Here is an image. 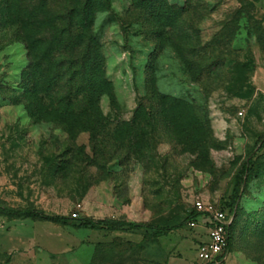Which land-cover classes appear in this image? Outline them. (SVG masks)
<instances>
[{"label":"rangeland","instance_id":"obj_1","mask_svg":"<svg viewBox=\"0 0 264 264\" xmlns=\"http://www.w3.org/2000/svg\"><path fill=\"white\" fill-rule=\"evenodd\" d=\"M82 1L16 0L31 50L0 0V204L188 238L195 199L227 207L253 156L221 264H264V0H94L91 44L70 25ZM89 94L107 122L84 130ZM146 242L0 211V264H133Z\"/></svg>","mask_w":264,"mask_h":264},{"label":"trees","instance_id":"obj_2","mask_svg":"<svg viewBox=\"0 0 264 264\" xmlns=\"http://www.w3.org/2000/svg\"><path fill=\"white\" fill-rule=\"evenodd\" d=\"M5 13L7 18L13 23V24H20L22 25L23 30H26V35H24L25 41L29 44V47L33 48L34 38L29 34L31 26L34 24L33 21L26 17L27 14L23 16H19L16 13V6L13 2V0H5ZM94 3V0H83L81 2L80 7H77L73 10V14H75V17H72L70 19V25L78 28V30L84 31V36L79 35V41H84L87 38L89 39V42L94 41V36L92 32L93 28V20H94V13L99 11V9L94 10L92 8V4ZM2 7L0 3V19L3 17L1 14ZM31 17H33L32 13H29ZM26 17V18H25ZM13 18V19H12ZM29 28V29H28ZM72 36V35H70ZM89 52L91 53V49L88 51L87 56L89 57ZM96 67L99 69V65L96 64ZM101 86L108 85V81L105 78H102ZM93 84V83H92ZM91 84V87L93 85ZM89 92L90 89H89ZM106 93V92H104ZM90 101L86 103L84 106V109L82 110L81 114L79 115V118L82 119V128H85L84 130H92L93 126H96L99 121L107 122V119L97 106V103L95 104L94 100L91 98V95L89 94V97H87ZM96 107V111L95 110ZM256 147L259 151L264 149V132L259 136L258 140L256 141ZM256 169V161H254V157L250 156L247 160H245L240 167L237 170V173L235 175V187L233 190V193L231 195L230 201L227 203V207H222L224 209H228L232 215H236L237 213V207L238 202L242 196V193L245 191L246 187L248 186V183L250 182L251 177L255 174ZM0 211L9 215H13L16 217H23V218H32V219H41V220H47V221H53L57 223H61L64 225H73L77 228H87V229H99V228H106L108 230H117L122 227H128L129 229L139 230L142 228H155L151 224L144 223V222H135V221H126L123 219H115V218H104V219H95L90 217H81L77 219V222H74L73 217L66 216V215H54V214H48L43 210L39 209H33V208H13L8 207L0 204ZM201 215V213L194 210L188 217L189 221H195L197 218ZM233 225L232 223L230 225V239H229V246H228V252L231 250V244H232V231H233ZM178 226L174 227L177 228ZM167 232H160L158 234H152L154 237H157L160 234H166ZM93 264V263H91Z\"/></svg>","mask_w":264,"mask_h":264},{"label":"crops","instance_id":"obj_3","mask_svg":"<svg viewBox=\"0 0 264 264\" xmlns=\"http://www.w3.org/2000/svg\"><path fill=\"white\" fill-rule=\"evenodd\" d=\"M198 218L197 220H195L197 222L196 226L193 227H198L199 233L198 235L191 236L188 238H186L179 231H177L175 235L171 233L169 234L166 233V234H160L157 237H152L153 230L151 228H142L139 230H134V229H129L128 227H122L117 230H108L106 228H99L95 230L101 232H106V231L113 233L118 232V235L124 236L127 242H132V243H140L146 239L147 242L144 245L140 260L133 264H181L180 260L183 258V252L181 249L185 248L186 244L195 243L197 240H200L199 243L200 245L202 242L209 240V231L207 224L203 222L204 219L203 216L200 217V219ZM135 222H139V221H135ZM81 229H87V228H81ZM135 232H137L138 234H135ZM174 232L175 231H173V233ZM174 237L176 240L175 246L179 248L178 254L170 253L171 249H170L169 240ZM109 242H114V241L113 240L98 241L95 247L96 252L101 248H103L104 244H108ZM86 264H91V262H88Z\"/></svg>","mask_w":264,"mask_h":264},{"label":"built area","instance_id":"obj_4","mask_svg":"<svg viewBox=\"0 0 264 264\" xmlns=\"http://www.w3.org/2000/svg\"><path fill=\"white\" fill-rule=\"evenodd\" d=\"M240 114L242 115L243 112H240ZM194 205L196 211L203 216V222L207 224L209 231V240L202 242L198 247L197 264L224 263L230 253L228 252L229 229L233 221V215L228 209H224L201 197L195 199ZM196 224V221L191 222V226H196Z\"/></svg>","mask_w":264,"mask_h":264}]
</instances>
